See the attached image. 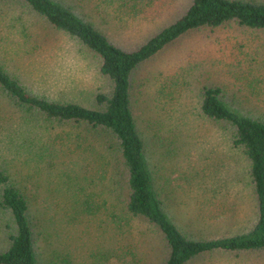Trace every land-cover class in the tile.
<instances>
[{
    "label": "trees",
    "instance_id": "obj_1",
    "mask_svg": "<svg viewBox=\"0 0 264 264\" xmlns=\"http://www.w3.org/2000/svg\"><path fill=\"white\" fill-rule=\"evenodd\" d=\"M134 1L119 0L114 7L133 11ZM187 2L179 20L138 49L125 51L64 1L0 0V264H86L87 258L75 255L77 245L65 248L56 239L54 219L61 214L64 226H75L82 234L83 228L95 234L97 224L104 229L109 225L112 245L106 246L110 251L105 250L100 264L130 255L132 264H144L141 258L147 251L140 248L157 240L167 252L162 264H193L224 255L232 262L264 258L263 110L255 116L241 109L244 104L227 98L221 87L208 86L200 91L197 107L203 120L220 126L227 146L238 150L248 165L258 201V219L250 231L215 240L190 239L194 237L185 235L167 214L148 169L146 141L132 99L140 66L194 32L235 27L264 34V4ZM40 25L64 34L98 59L89 102L47 97L25 76L18 59L24 53L28 58L41 54L44 48L35 30ZM164 126L153 133L156 143L157 137H167ZM53 174L62 175L63 198L45 195ZM73 206L81 221L74 219V212L71 216ZM118 239L136 241L132 246L114 245ZM88 257L98 262L94 253Z\"/></svg>",
    "mask_w": 264,
    "mask_h": 264
},
{
    "label": "rangeland",
    "instance_id": "obj_2",
    "mask_svg": "<svg viewBox=\"0 0 264 264\" xmlns=\"http://www.w3.org/2000/svg\"><path fill=\"white\" fill-rule=\"evenodd\" d=\"M58 1H64L65 7L88 19L125 51L147 43L188 8L187 0H135L136 10L121 12L114 7L119 0ZM241 1L264 4V0ZM35 30L44 49L38 57L28 58L24 53L18 59L25 76L47 97L89 102L97 82L98 59L86 48L71 44L62 33L47 32L42 25ZM207 86L221 87L227 98L244 104L242 110L259 117L264 112V34L235 27L215 33L194 32L143 63L136 74L133 111L146 141L148 169L159 199L181 231L201 241L242 235L258 219L247 163L238 150L227 146L220 126L199 115L200 91ZM164 123L162 133L167 137H157L156 143L153 133ZM48 178L45 195L65 197L62 175ZM73 212L74 219L81 221L77 206L71 210L72 217ZM54 220V235L65 248L77 245L75 255L87 258L86 264H93L88 257L91 253L98 261H93L95 264L103 262L105 250L110 251L106 246L112 245L109 225L104 229L97 224L95 234L92 228H83L82 234L75 226H64L62 214ZM134 241L118 239L114 245L132 246ZM145 245L140 248L147 251L141 258L144 264L164 263L167 252L160 241ZM106 264H132V256ZM193 264H264V258L232 262L224 255L201 258Z\"/></svg>",
    "mask_w": 264,
    "mask_h": 264
}]
</instances>
